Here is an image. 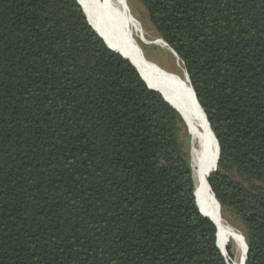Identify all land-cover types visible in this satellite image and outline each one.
Instances as JSON below:
<instances>
[{"label": "trees", "instance_id": "16d2710c", "mask_svg": "<svg viewBox=\"0 0 264 264\" xmlns=\"http://www.w3.org/2000/svg\"><path fill=\"white\" fill-rule=\"evenodd\" d=\"M139 1L218 142L207 183L244 264H264V0ZM93 30L76 0H0V264H228L183 121Z\"/></svg>", "mask_w": 264, "mask_h": 264}, {"label": "bare ground", "instance_id": "6f19581e", "mask_svg": "<svg viewBox=\"0 0 264 264\" xmlns=\"http://www.w3.org/2000/svg\"><path fill=\"white\" fill-rule=\"evenodd\" d=\"M90 27L102 37L109 49L125 56L137 68L149 87L158 89L183 115L191 140V166L195 198L200 211L216 224V245L224 252L226 242L232 240L236 254L228 264H243L244 243L241 233L221 214L208 188L207 173L217 160L216 142L205 118L198 108L185 71L165 42L147 32L131 14L126 0H77ZM155 45L169 51L177 60L181 74L172 77L165 87L161 79L169 73L145 57L139 43ZM142 45V44H141ZM161 83V84H160Z\"/></svg>", "mask_w": 264, "mask_h": 264}, {"label": "rangeland", "instance_id": "374dc122", "mask_svg": "<svg viewBox=\"0 0 264 264\" xmlns=\"http://www.w3.org/2000/svg\"><path fill=\"white\" fill-rule=\"evenodd\" d=\"M126 1H127V5L129 7L131 14L140 22L142 27L147 32L152 33L153 35L155 34V36H157L154 29L152 28V26L150 25V23L148 21L147 13H146L143 5L141 4V2L139 0H126ZM139 44L142 48V51H143V54L145 55V57L148 58L149 60H151L153 63H155V65L157 67H159L160 69L164 70L165 72L172 74V75H175V76L181 74L180 69L177 68L178 67L177 63L175 64V62H177L176 58L169 51L162 49V48L155 46V45H146V44H143L141 42ZM186 131H187V128H186ZM189 140H190V136H189ZM190 150H191V140H190ZM231 220H228V222L234 228H236L242 235L241 226L238 223H235L233 220L232 221ZM228 244L230 245V249H231L233 256H234L236 254L235 244L232 240H228L226 242V248H227ZM226 248H225V251H226ZM227 261H228V263H230L231 260H229V258H227Z\"/></svg>", "mask_w": 264, "mask_h": 264}, {"label": "water", "instance_id": "95a60500", "mask_svg": "<svg viewBox=\"0 0 264 264\" xmlns=\"http://www.w3.org/2000/svg\"><path fill=\"white\" fill-rule=\"evenodd\" d=\"M77 1V0H76ZM77 3H78V1H77ZM80 6V5H79ZM82 12L84 13V11L82 10ZM84 15H85V13H84ZM89 25V24H88ZM90 26V25H89ZM94 31V30H93ZM95 32V31H94ZM96 33V32H95ZM97 34V33H96ZM98 35V34H97ZM101 39H102V37L100 36V35H98ZM103 40V39H102ZM103 42H104V40H103ZM104 44H105V42H104ZM166 44V43H165ZM106 45V44H105ZM167 45V44H166ZM107 46V45H106ZM168 46V45H167ZM108 48V47H107ZM168 48H169V50L171 51V53L177 58V60H179V58L177 57V55H176V53L168 46ZM109 49V48H108ZM109 50H111V49H109ZM112 52H114V53H116V54H118V55H120L121 57H123L124 59H126V60H128L125 56H123V55H121L120 53H118V52H116V51H114V50H111ZM130 63H131V61L130 60H128ZM131 65L136 69V71L138 72V74H139V76H140V78H141V80L145 83V85L147 86V88L148 89H150V90H153V91H155V92H157V93H159L160 94V96L162 97V99L171 107V108H173L176 112H177V114L180 116V118H181V120L183 121V123H184V125H185V127L187 128V134L189 135V131H188V126H187V123H186V121H185V119H184V117H183V115L181 114V112L179 111V109L176 107V106H174L171 102H170V100L168 99V98H166L158 89H156V88H152V87H149L147 84H146V82L144 81V79L141 77V75H140V73H139V71L137 70V68L131 63ZM185 76L187 77V80H188V82H189V79H188V76H187V73L185 72ZM172 77H174V75H172V74H168L167 75V78H165V79H161V81H159V82H162V85H164L165 87L169 84L168 82H170V80H172ZM161 84V83H160ZM189 84H190V82H189ZM190 89H191V92H192V94H193V97H194V100H195V102H196V104H197V106H198V108L200 109V111L202 112V114H203V116H204V118H205V121L207 122V125H208V128L210 129V131H211V128H210V125H209V123H208V121H207V119H206V116H205V114H204V112H203V110L201 109V107H200V105H199V103L197 102V100H196V96H195V93H194V91H193V89H192V87H191V85H190ZM211 134H212V136H213V138H214V140H215V142H216V146H217V160H216V165H217V161H218V158H219V146H218V142H217V140H216V138H215V136H214V134L212 133V131H211ZM190 156H191V150H190ZM216 165H214V167H213V169L212 170H210L208 173H207V178H208V176L213 172V171H215L216 170ZM191 170H192V166H191ZM192 178H193V174H192ZM194 181V180H193ZM194 187H195V185H194ZM208 188H209V190L211 191V189H210V186H209V184H208ZM212 192V191H211ZM195 194V193H194ZM212 196H213V198H214V200H215V202H216V204H217V206H218V209H220V206H219V203H218V201L215 199V197H214V194L212 193ZM196 199V198H195ZM196 206H197V208H198V205H197V202H196ZM201 213V212H200ZM203 215V214H202ZM204 216V215H203ZM205 217H207V216H205ZM208 218V217H207ZM208 219H210V218H208ZM211 221H212V219H210ZM212 223L215 225V227H216V224L212 221ZM241 238H242V240H243V243H244V247H245V251H244V260H243V264H244V261H245V259H246V251H247V246H246V243H245V241H244V238H243V236L241 235ZM216 247H217V245H216ZM218 248V247H217ZM219 249V248H218ZM219 251L221 252V254L224 256V257H227V253H226V251H224V252H222L220 249H219Z\"/></svg>", "mask_w": 264, "mask_h": 264}]
</instances>
